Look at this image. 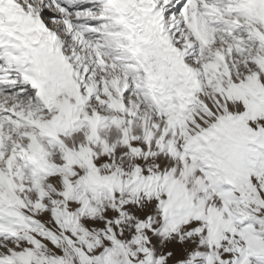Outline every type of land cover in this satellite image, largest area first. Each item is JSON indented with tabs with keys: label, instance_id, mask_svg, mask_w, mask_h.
<instances>
[{
	"label": "snow or ice",
	"instance_id": "obj_1",
	"mask_svg": "<svg viewBox=\"0 0 264 264\" xmlns=\"http://www.w3.org/2000/svg\"><path fill=\"white\" fill-rule=\"evenodd\" d=\"M0 264H264V0H0Z\"/></svg>",
	"mask_w": 264,
	"mask_h": 264
}]
</instances>
